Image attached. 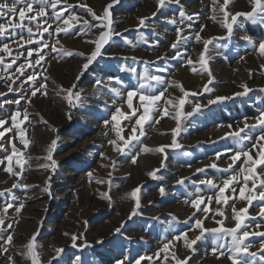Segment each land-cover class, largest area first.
<instances>
[{
  "label": "snow or ice",
  "instance_id": "1",
  "mask_svg": "<svg viewBox=\"0 0 264 264\" xmlns=\"http://www.w3.org/2000/svg\"><path fill=\"white\" fill-rule=\"evenodd\" d=\"M235 2L236 0H210L212 12L210 19L224 30V35L205 38L201 35L205 31V25H200L196 31H192L191 25L187 28L181 27L185 19H193V16L185 10L182 0H155L156 10L152 12L151 17L162 14V10L168 8L169 5H176L178 8V16L164 17V22L174 27L175 39L169 45L173 50L170 59L180 60L181 66H188L193 74L207 77L201 85L202 91H191L174 79H166L161 73L166 72L167 68L157 67L155 73L150 71V67L156 61L145 60L135 55L119 57L109 51L114 45L117 47L126 45L131 49H136L140 44L149 42L143 34L139 35L134 42L125 37L123 32L117 31L112 9L119 3V0H109L99 14L87 4L86 0H76L75 4L70 3L69 0H0V66L4 73L0 75V81H3L7 88V92L0 91V97H7L8 93H20L18 99H4L0 102V109H4L5 105L19 106L21 100L30 105L32 98L36 97L38 93L41 96L48 95L47 81L49 77L36 70L42 61L48 63L45 59L47 55L45 49L63 56L77 55L83 60L73 83L67 88L59 86L58 94H62L66 102L68 111L65 116L68 120L73 118L74 110L83 105V89H80L78 84L81 78L92 70L93 65L105 59L125 62L130 60L131 64L121 63L118 67L121 72L131 73L135 78V83H125L124 80L116 76H108L106 80L97 78L94 81L93 92H99L101 88H104L111 94L113 107L108 113L110 118L104 119V126L106 128L110 126L109 130L114 133L115 138L108 140L113 151L119 156H124L132 164L138 163V157L143 153L159 154L161 157L159 167L153 168L145 174L152 180H160L162 177L158 173L167 168V150H176L182 147L177 139L184 130L181 123L182 116L186 119L203 108L224 103L236 97L247 96L253 91L264 92V87L253 89L249 88L246 82H242L237 86L242 91L234 92L232 95L210 96L206 104L200 103L199 100H193L190 104L191 111H184L188 98L214 92L210 85L213 84L215 77L209 66V61L212 59L209 46L214 45V42L229 41L234 37L236 30L243 31L245 34L240 39L247 42L251 54L264 59V39L257 41L245 30L246 23L264 27V0H247L250 10L233 12L231 7ZM77 6L90 19L77 14L75 11ZM151 17H138L137 30L152 27L155 32V26L148 23ZM196 19H199L198 14ZM124 31L126 32L128 29ZM45 34L51 38L52 43L43 39ZM60 34L66 37H86L84 42L92 46L91 51L84 53L66 49L59 39ZM165 34H167V29H165ZM37 36L40 39H35ZM117 37L120 38V42L116 40ZM9 40L11 44L6 42ZM190 41H195L203 46L197 54L196 60H193L190 55H186ZM160 44L159 39L151 42L153 49L158 48ZM12 45H15L17 49L15 55H13ZM226 46L222 45L221 47ZM20 49L23 50L20 51ZM247 54V52L245 55L237 53L238 62H246ZM216 55L223 56V52L217 49ZM21 57L24 62H19ZM167 58L169 57L166 54L156 57L157 60ZM136 64L144 66L143 72H137V68L133 66ZM197 64L199 68H197ZM28 69H33V71L29 72ZM258 70L264 76V63L258 65ZM247 71L251 77L253 70L247 69ZM38 77H42V79H38ZM25 85H30L29 92L24 91ZM170 88L177 89L180 95L177 96L170 92ZM105 104L107 106V102ZM170 114L175 121V127L170 130L171 143L149 148L142 139L146 137L145 125L158 124L160 119L157 117L163 118ZM25 121H29L27 109H24L23 115L17 108L7 117H0V153H2L0 166H3L0 171L15 178L11 188L0 189V197H6L3 204H0V257H3L7 264H17L11 255V249L14 242V224L18 223V220L10 217L9 209L18 215L24 207L23 202L16 205L19 197L13 192V189L27 190L30 187L21 183L22 175L27 171L26 166L31 160V157L27 156L30 146V140L26 138L27 127H22ZM234 124L235 126L232 123L217 125V128L227 127L228 131L218 140L210 142L216 144L219 141L230 140L236 142L237 147H225L223 150L216 151L215 155L210 158V163L196 168L193 173V175L205 174L208 169H213L225 174L219 182L208 176L198 180H192L191 177L185 176L176 180V183L181 186L188 181L194 188V191L187 192L183 200V203L192 209L190 215L183 221H178L173 216V220L188 225L187 230L180 231L174 234L171 239L165 240L163 246L152 256L132 257L125 252L122 257L115 260V264H141L142 261H146L148 264H190L199 250L200 244H207L205 255L210 250L211 255L218 261L225 258L230 264H264V230H262L264 229V109L258 110V113L251 117L244 116ZM52 131L58 130L52 128ZM6 133L9 134L7 137ZM17 142L22 145V148L17 147ZM58 142H60V137L57 135L50 140L46 148L45 159L49 163L41 165L45 170L51 168L54 172L58 167V162L54 159V153L59 147ZM138 146L139 151H134ZM99 155L101 159L110 161V163L102 165L103 167L116 170L117 160L106 156L103 152ZM183 155L190 154L185 152ZM223 159H227L229 162L226 166L221 167L220 162ZM188 166L191 167V165ZM113 171L108 172L109 179L107 181L97 179L96 182H106L111 186ZM127 175L130 173L126 174L125 179ZM87 176L89 180H92L93 173L88 172ZM50 180L51 177L45 180V186L42 189L49 195H51ZM142 188L143 185H137L125 194V199H129L132 206L127 218L121 220L119 227L112 230L113 235H123L122 230L125 229L127 223L142 214ZM205 189L211 190L212 194L206 195ZM226 190H228V195H225ZM158 191L161 196L166 194V189L163 186H160ZM101 198L108 200L111 205V197L107 193H101ZM254 201L259 202L256 215L249 212ZM237 203H242L243 206L237 208ZM223 206L230 209V216L226 215ZM152 219L158 220L159 218L152 217ZM206 221H211L216 226L206 227ZM226 222H234V225L228 227ZM40 223L42 225V221ZM83 223L87 225V221ZM190 232L194 234L191 237L189 236ZM39 235L38 229L26 243L21 245V249L18 251V255L29 264H44L42 253L39 251L43 247L38 242ZM63 235L69 238L70 247L81 254L94 246L83 233L65 232ZM252 238H257L258 244H254ZM125 239L131 238L125 236ZM103 243L102 239L96 240V244L102 245ZM179 246L184 247L189 254L181 258L177 254ZM52 251L53 255L49 257L47 264H87L81 254H73L69 261H65V247L52 246Z\"/></svg>",
  "mask_w": 264,
  "mask_h": 264
},
{
  "label": "rangeland",
  "instance_id": "2",
  "mask_svg": "<svg viewBox=\"0 0 264 264\" xmlns=\"http://www.w3.org/2000/svg\"><path fill=\"white\" fill-rule=\"evenodd\" d=\"M69 2L75 4L76 0H69ZM86 2L99 14L109 0H86ZM182 4L187 13L193 16V19H185L181 27L187 28L191 25L192 31H196L200 25H205V31L201 33L205 38L224 35V30L210 19L212 15L210 0H182ZM155 10V0H119V3L112 9L117 31L123 32L125 37L134 42L139 35L143 34L149 42L140 44L136 49H131L126 45L122 47L114 45L109 51L119 57L135 55L145 60L156 61L150 67V71L153 73L157 67L167 68L166 72L161 73L166 79H174L182 83L188 90L202 91L201 85L207 77L193 74L188 66H181L180 60L170 59L173 50L169 45L175 39L174 27L166 24L164 17L178 16L177 6L169 5L168 8L162 10V14L151 17ZM231 10L233 12L248 11L250 8L247 0H236ZM75 11L90 19L78 6ZM197 14L199 15L198 20L196 19ZM143 16L151 17L148 23L155 26V32L152 27L137 30V18ZM125 29L128 31L125 32ZM165 29H167V34H165ZM245 30L257 41L264 39V27L246 23ZM244 34L245 32L236 30L231 40L216 41L214 45L209 46L212 56L209 66L215 77L210 87L214 89V92L188 98L184 111H191L190 104L193 100H199L200 103L206 104L210 96L232 95L234 92L242 91L237 87L242 82H246L248 87L253 89L264 87V76L258 70V65L264 63V59L251 54L247 42L240 39ZM35 39H40V37L37 36ZM43 39L49 43L53 42L47 34ZM59 39L63 46L70 51L84 53L91 51L92 46L84 42L86 37H66L60 34ZM156 39H159L161 44L158 48L153 49L151 42ZM116 40L120 42L119 37ZM6 42L11 44L10 40ZM222 45L227 46L221 47ZM12 47L13 55H15L17 49L15 45ZM202 47V44L190 41L186 55H190L193 60H196ZM217 49L223 52V56L216 55ZM22 50L20 49V51ZM44 51L47 53L45 59L48 63L42 61L36 70L49 77L47 81L48 95L41 96L38 93L36 97L32 98L30 105L21 100L19 106L5 105L4 109H0V117H7L17 108L21 110L22 115L24 109H27L29 113V121H25L22 127H27L26 138L30 140L27 156L31 157V160L26 166L27 171L22 175L21 183L30 187L27 190L13 189V192L19 197L16 205L23 202L24 207L18 215L9 209L10 217L18 220V223L14 224L11 255L17 264H29L18 255V251L21 249V245L26 243L28 238L39 229L38 242L43 245L39 251L42 253L44 264H47V260L53 255L52 246L66 248L65 261H69L73 254H81L70 247L69 238L63 235L65 232L83 233L86 239L94 245L81 254L87 264H115V260L122 257L125 252L132 257L152 256L163 246L165 240L171 239L174 234L186 231L188 228V225L173 220V216L178 221H183L190 215L192 209L185 205L183 200L187 192L194 191V188L188 181L181 186L176 183V180L185 176L191 177L192 180L208 176L219 182L225 174L213 169H208L205 174L193 175L196 168L211 162L210 158L215 155L216 151L223 150L225 147H237L236 142L230 140L212 144L210 141L218 140L228 131L227 127L217 128L216 126L229 123L235 126L234 122L244 116L251 117L257 114L258 110L264 109V92L253 91L247 96L236 97L233 100L203 108L186 119L182 116L181 123L184 130L177 138L182 147L176 150H167V168L158 173L162 179L152 180L145 173L159 167L160 155L150 152L143 153L138 157V163L132 164L124 156L115 153L112 146L108 144L109 139L115 138L114 133L109 130L110 126L109 128L104 126V119L110 118L108 113L113 107L111 94L104 88H101L99 92H93L94 81L97 78L106 80L108 76H116L124 80L125 83H135V78L131 73L121 72L118 67L121 63L131 64V61L105 59L93 65L92 70L86 73L78 84V87L83 89V105L74 110L73 118L68 120L65 116L68 111L66 102L62 94H58L59 86L67 88L73 83L83 60L77 55L63 56L52 53L48 49ZM246 52L248 53L246 62H238L237 53L245 55ZM165 54L169 58L156 59L157 56ZM19 62H24L23 57ZM133 66L137 68L138 73L143 72V65ZM197 68H199L198 64ZM247 69L253 70L251 77H249ZM28 71L32 72L33 69H28ZM3 74L2 66H0V75ZM38 79H42V77H38ZM29 89L30 85H25L24 91L29 92ZM0 91L7 92L3 81H0ZM169 91L177 96L180 95L177 89L170 88ZM18 98H20L19 92L8 93L7 97H0V102L4 99ZM105 102H107V106ZM20 118L22 119V116ZM157 119H160V123L152 126L145 125L146 137L142 139L149 148L171 143L170 130L175 127V121L171 118V114L163 118L157 117ZM52 128L58 131L53 132ZM106 132L107 135H105ZM8 135L6 133V137ZM57 135L60 137V142H58L59 147L54 153V159L58 162V167L53 172L51 168L45 170L41 165L49 163L45 159L46 148L50 140ZM17 147L22 148V145L17 142ZM134 151H139V146ZM101 152L118 161L115 171L102 166L110 161L101 159L99 155ZM185 152L190 155H183ZM228 162L227 159L221 160V167L226 166ZM2 167L0 166V168ZM109 171H113L111 186L106 182H96L97 179L107 181ZM88 172L93 173L92 180H89ZM129 173L130 175H127L125 179L124 177ZM49 177H51V195L42 190L45 180ZM13 182H15L14 177L0 171V189L11 188ZM137 185H143L142 214L127 223L125 229L122 230L123 235H113L112 230L119 227L121 220L127 218L132 206V202L125 199V194ZM160 186L166 189L164 196L159 194ZM101 193H107L111 197V205L108 200L101 198ZM205 194L211 195L212 192L205 189ZM228 194V190H226L225 195ZM5 199L6 197H0V204H3ZM258 203L254 201L253 206L249 208L252 215H256ZM242 206V203L236 204L237 208ZM223 207L226 210V215L230 216V209H227V206ZM152 217L159 219L153 220ZM84 221H87V225L83 223ZM226 224L231 227L234 222H226ZM205 226L210 228L216 225L211 221H206ZM193 235V233H189L190 237ZM125 236L131 239H125ZM97 239H102L104 243L96 244ZM252 242L258 244L257 238H252ZM206 247L207 244L199 245V250L190 264H230L225 258L216 260L210 250L205 255ZM177 254L183 258L189 253L184 247L179 246ZM0 264H7V261L0 257ZM141 264H148V262L142 261Z\"/></svg>",
  "mask_w": 264,
  "mask_h": 264
}]
</instances>
